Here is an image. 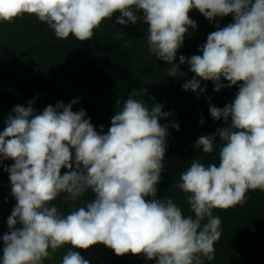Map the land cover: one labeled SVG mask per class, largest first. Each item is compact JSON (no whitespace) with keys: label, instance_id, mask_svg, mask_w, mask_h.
<instances>
[{"label":"clouds","instance_id":"clouds-1","mask_svg":"<svg viewBox=\"0 0 264 264\" xmlns=\"http://www.w3.org/2000/svg\"><path fill=\"white\" fill-rule=\"evenodd\" d=\"M193 9L209 21L231 14L233 23L217 25L199 49L202 55H181L175 64L186 34L197 27L189 16ZM25 14L58 39L82 42L114 15L121 26L142 21L149 53L170 65L167 77L183 76L185 63L195 74L184 90L205 91L201 81H212L216 92L238 84L239 90L223 108L210 104L211 118L226 126L194 144L205 154L219 144L218 163L194 159L173 185L184 193L189 215L171 198L156 199L168 129L179 124H160L171 113L135 98L145 89L129 93L106 133L103 126L96 130L84 109L73 111L76 99L41 113L34 100L16 105L0 131V163L13 161L4 170L16 200L9 231L0 237V264H45L62 248L60 264H90L74 249L96 244L156 264L213 261L222 224L213 210L244 204L249 191L264 192V0H0V24ZM62 168L68 170L63 175ZM89 190L94 198L86 200ZM61 197L72 206L66 214L52 203Z\"/></svg>","mask_w":264,"mask_h":264},{"label":"trees","instance_id":"trees-1","mask_svg":"<svg viewBox=\"0 0 264 264\" xmlns=\"http://www.w3.org/2000/svg\"><path fill=\"white\" fill-rule=\"evenodd\" d=\"M189 16L197 27L186 34L175 64H179L181 55L186 58L202 55L199 49L206 43L207 36L217 30V25L223 28L233 23L231 14L209 21L193 9ZM115 21L116 15L106 19L94 30L93 37L83 42L72 36L56 38L46 24L28 14L13 23L0 24V131L6 127L5 120L16 105L27 107L28 102L34 100L35 112L41 113L49 105L68 104L76 99L78 103L73 105V111L84 109L96 130L99 132L103 126L106 133L112 117L122 108L129 93L133 89L143 93L145 89V95L135 98L142 99L149 107L161 104L162 111L171 113L161 119L160 124H179L178 130L168 129L165 167L157 184L156 199L171 198L189 215L184 193L173 185L180 182L181 173L194 159L205 165L218 163L219 144L209 154L195 149L194 144L201 136L226 126L223 119L211 118L209 106L223 108L233 102L239 84L216 92L212 81H201L205 91L184 90L182 85L195 75L189 65H180L183 76L167 77L170 65L149 53L147 25L139 21L136 25L121 26ZM121 32L123 38L115 39ZM221 82L228 83L223 78ZM201 119L205 121L203 124ZM12 163V160L0 163V237L9 231L7 219L16 204L9 173L4 170ZM66 171L62 168L61 174ZM83 198L91 200L94 194L89 190ZM52 203L62 213L72 210L62 197ZM213 214L221 218V237L214 245L215 259L208 264H264V192L249 191L244 204L226 210L214 209ZM3 247L0 239V259ZM74 250L90 264H156L142 254L117 256L103 244ZM64 253V248L58 250L45 264H60Z\"/></svg>","mask_w":264,"mask_h":264}]
</instances>
